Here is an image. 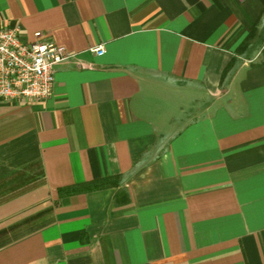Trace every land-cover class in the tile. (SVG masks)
<instances>
[{"label": "crops", "instance_id": "crops-1", "mask_svg": "<svg viewBox=\"0 0 264 264\" xmlns=\"http://www.w3.org/2000/svg\"><path fill=\"white\" fill-rule=\"evenodd\" d=\"M15 26L74 57L0 102V264H264V0H0Z\"/></svg>", "mask_w": 264, "mask_h": 264}, {"label": "built area", "instance_id": "built-area-1", "mask_svg": "<svg viewBox=\"0 0 264 264\" xmlns=\"http://www.w3.org/2000/svg\"><path fill=\"white\" fill-rule=\"evenodd\" d=\"M41 38L36 32L34 41L24 40L17 26L0 29V102H40L52 96L55 66L74 55ZM92 51L104 54L102 46Z\"/></svg>", "mask_w": 264, "mask_h": 264}]
</instances>
